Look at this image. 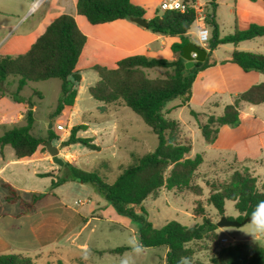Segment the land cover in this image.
Listing matches in <instances>:
<instances>
[{
  "label": "trees",
  "instance_id": "trees-1",
  "mask_svg": "<svg viewBox=\"0 0 264 264\" xmlns=\"http://www.w3.org/2000/svg\"><path fill=\"white\" fill-rule=\"evenodd\" d=\"M215 0H209L210 12H206L202 26L209 30V39L204 45L208 56L204 62H195L191 69L186 70L181 58V49L191 41L188 34L193 25L196 12L190 0H184V12L157 11L155 16L147 21L146 29L152 33L176 36L179 43L171 46L175 59H150L142 55L123 58L116 63V68L107 69L95 65L93 71L98 81L87 90L89 96L105 107L119 105L128 108L156 136L157 146L153 152L136 157L123 167L112 184L105 182L97 173L86 172L64 163L69 173V180L90 185L108 201L119 215L140 222L138 242L143 248L166 249L164 264H201L194 257V250L188 246L193 242L208 239L202 234L205 226L212 234L211 240H216L214 231L216 224H211L206 217L201 201H196L192 215L201 219V225L187 227L177 221H169L161 228H155L146 220V211L142 204L147 199H155L161 189L190 190L196 197L201 196V188L192 186L194 175L203 162L201 154L190 156L191 141L180 134L178 123L168 118L169 110L166 104L179 99L175 108L188 107L192 94V85L197 75L212 67L216 62L211 58L212 52L221 45H234L255 38H264V27L251 24L246 30H235L232 34L220 37L214 21ZM76 13L85 18L90 25H100L117 20H128L129 17L144 18L145 10L133 5L130 0H77ZM86 43V36L77 27L74 18L68 14H60L54 18L43 32L36 36L28 50L19 55H0V82L9 77H18L17 91L27 82L59 80L60 96L50 118L62 113L74 105L77 95V85L81 81L76 64ZM198 46V45H197ZM200 47V46H199ZM231 63L243 72H257L264 75V55L233 49L229 57L221 63ZM162 69L164 72L157 77H150L146 70ZM16 101L15 98H13ZM242 103L256 106L264 104V81L250 86L237 94L230 104L223 107L221 115L203 114L204 121H197L205 144L215 142L219 129L223 126L236 128L240 124L239 111ZM32 110L25 114V125L5 131L0 136V148L9 146L17 160L29 158L37 150H43L46 142L57 138L52 129L47 130L46 139L36 138L31 133L33 124ZM195 120L199 113L189 110ZM86 125H76L70 128L68 138L63 146L79 144L90 151H99L92 144L91 138L79 137L77 133L85 131ZM41 177H51L42 174ZM65 179L51 182L53 188L62 185ZM8 203L19 201L24 204L16 191L8 184L4 185ZM43 194H33L29 208H34ZM234 203V209L239 214L235 219L241 222L245 217L258 215L264 217V186L257 187L256 179L248 173L234 172L227 182L211 185L206 203L219 216H223L224 202ZM138 206L140 213L134 212ZM232 220L231 218H228ZM128 247H117L110 254L121 255ZM211 264H264V247L257 242H237L221 247L211 258ZM0 264H34L29 257L21 254H0ZM57 264H60L59 262Z\"/></svg>",
  "mask_w": 264,
  "mask_h": 264
},
{
  "label": "rangeland",
  "instance_id": "rangeland-1",
  "mask_svg": "<svg viewBox=\"0 0 264 264\" xmlns=\"http://www.w3.org/2000/svg\"><path fill=\"white\" fill-rule=\"evenodd\" d=\"M23 4L24 0H0V54H20L27 45V35L37 13L33 11L24 16ZM191 31H195L194 25ZM254 42L257 41L245 44L254 49L257 46ZM246 45H242L243 49ZM217 55L224 56V50L218 51ZM154 70L158 69L150 70V77H154ZM18 79L9 77L8 85L0 90V136L7 130L25 125V120L19 119L17 113L20 107H26L33 111L30 133L34 137L45 140L51 121L52 131L57 136L51 144L59 149L58 157L77 169L97 173L108 184H112L123 167L134 158L153 152L157 146L156 136L128 108L109 105L101 109L104 106L89 96L87 87L98 81L92 70L83 74L74 108H67L54 118L50 115L60 96L59 80L27 82L17 91ZM225 101L222 96L219 106L207 104L205 108L189 104L170 111L167 116L178 123L180 134L190 139L191 157L203 156L192 180V186L201 188V196L196 197L186 189H161L157 198L145 200L142 206L147 214L146 220L155 228L172 220L187 227L201 225V219L192 215L194 203L198 200L210 223L216 224L221 216L206 203L210 186L227 182L234 172L248 173L256 179L259 189L264 186V144L258 137L240 140L229 149H211L202 139L197 121H204L203 114L221 115ZM178 102L179 99H175L166 106ZM248 107L246 105L243 111ZM251 108L257 121L264 123V105ZM189 110L199 113L197 120L190 116ZM57 124L62 125L65 132L56 131ZM82 124L97 129L96 143L92 141V144H97L99 151H90L79 144L62 145L70 128ZM106 126L107 130L103 131L102 127ZM244 128L248 130L250 125L245 123ZM77 136L90 137L83 131ZM41 152L48 154L45 148ZM25 161L17 160L9 146L0 149V254H21L34 264H120L125 257H131L134 264H164V247L143 248L136 254L134 249L139 244L140 222L117 214L90 185L70 181L64 164L58 166L52 162L51 165L36 159ZM53 169L56 172L50 174L52 177L37 176V173H50ZM57 179H65V182L53 188L51 182ZM5 184L16 191L24 204L4 200L7 195ZM33 194H43L44 197L35 203L33 209L22 214L24 208H29ZM224 209L226 218L235 220L239 216L231 201L224 202ZM133 210L140 213L138 206ZM203 231L208 239L188 244L194 250L193 258L201 264H211V258L221 247L237 242H257L264 247V234H253L250 222L239 227L217 228L215 241H209L212 234L208 232V226ZM222 239L226 242L222 243ZM117 247H128L129 250L121 255L110 254V250Z\"/></svg>",
  "mask_w": 264,
  "mask_h": 264
},
{
  "label": "crops",
  "instance_id": "crops-1",
  "mask_svg": "<svg viewBox=\"0 0 264 264\" xmlns=\"http://www.w3.org/2000/svg\"><path fill=\"white\" fill-rule=\"evenodd\" d=\"M37 1H40V3L33 9V6ZM130 1L133 5L139 6L145 10V16L143 19L148 21L155 16L157 11H159V5L167 0ZM179 1L183 2L184 0ZM190 1L192 2L191 5L194 8H201L204 16L206 12H210L208 7L209 0ZM76 2L77 0H24L23 15L25 16L35 11L34 14L37 13V16L34 18L31 30L27 35V45L24 46L22 53H20H25L34 38L40 35L46 25H48L60 14H68L74 18L77 27L86 36V43L76 64V70L80 73L81 81L76 87L77 95L74 105L71 108H74L76 105L84 72L89 70L93 71L92 67L95 65L105 67L107 69H114L116 68V63L119 60L134 55H142L150 59H165L168 61L175 59V54L171 51V46L174 43L180 42L178 37L152 33L146 28L139 27L128 20H117L100 25H90L84 17L77 15ZM214 4V21L218 27L220 37L232 34L235 30H246L251 24L264 27V0H215ZM34 14L31 17H33ZM193 25L195 26V31H191L190 28L188 34L191 38L190 42L197 45V30L202 26V22L194 21ZM253 41H257L254 42L257 45L254 49L245 44L252 43ZM242 45H246V47L243 49ZM233 49L264 55V38H255L249 41H243L238 43L236 46H218L211 54V58L216 62V64L203 70L197 75L192 85V94L189 104L194 103L201 108H205L207 104L219 106V102L222 96H224L227 100L225 101V104L227 105L232 102L233 98L237 94L247 90L254 84L264 81V75L257 72H243L234 64L227 62L221 63V61H224L229 57ZM220 50H224V56L217 55ZM150 70H146V73L149 76ZM154 71H156L154 77L160 76L164 72L162 69ZM7 79L0 82L1 91L8 85ZM88 88L89 87H87V90ZM178 104L179 102L167 105L165 109L173 112L177 109L175 107ZM246 105L249 106L248 110L243 111ZM116 106L117 105H115V107ZM112 107H114V105ZM251 107L254 106L242 103L239 111V126L236 128H229L227 126L221 127L215 142L209 145V147L211 149H229L240 140L244 141L249 137H258L260 139V143L264 144V139H262L264 138V135H261L264 134V123L257 121V117L251 113ZM27 111L28 109H26V107H20L17 117L25 120V114ZM2 119L3 117H1V120ZM245 123L250 125L248 130L244 128ZM102 128L103 131L104 129L107 130V126L106 128ZM84 133H89L90 137L93 138L92 141L96 143V135L98 134L97 129L86 126ZM0 149L3 150V147ZM35 159L37 161H47L49 164L53 165L48 154H42L40 149L37 150L33 156L22 160H26L25 162H27ZM1 170L2 168L0 171ZM55 172L56 170L53 169L48 174H54ZM41 175L42 174L37 173V176L41 177Z\"/></svg>",
  "mask_w": 264,
  "mask_h": 264
},
{
  "label": "water",
  "instance_id": "water-1",
  "mask_svg": "<svg viewBox=\"0 0 264 264\" xmlns=\"http://www.w3.org/2000/svg\"><path fill=\"white\" fill-rule=\"evenodd\" d=\"M128 21L142 28L147 27V21L143 18L138 17H129ZM181 58L184 60V67L186 70L191 69L194 66L195 62H204L207 58V50L203 47H199L196 44L189 42L184 45L181 49ZM31 108V107H30ZM52 128L51 121L49 122L48 129ZM45 150L51 158V161L58 165L63 166L64 162L61 158L58 157V148L53 146L51 142L45 143ZM253 218H259L258 215H252L249 217H245L241 222L236 220H229L224 216H221L216 223L217 228H225V227H239L245 223L251 222ZM204 231L202 232V234Z\"/></svg>",
  "mask_w": 264,
  "mask_h": 264
},
{
  "label": "built area",
  "instance_id": "built-area-1",
  "mask_svg": "<svg viewBox=\"0 0 264 264\" xmlns=\"http://www.w3.org/2000/svg\"><path fill=\"white\" fill-rule=\"evenodd\" d=\"M40 3V1L35 2L33 9L36 8L38 6V4ZM193 7V6H192ZM194 8V7H193ZM186 9V5L179 0H167L162 2L159 5V11L160 12H164V11H178V12H184V10ZM195 12H196V18L195 21L197 22H202L204 19V15L202 13V10L200 7L194 8ZM209 39V30L207 27L201 26L199 27V29L197 30V42L204 46L207 41ZM55 130L59 131V132H65V128L62 125H56L55 126ZM222 243H225L226 240L222 239L221 240Z\"/></svg>",
  "mask_w": 264,
  "mask_h": 264
},
{
  "label": "clouds",
  "instance_id": "clouds-1",
  "mask_svg": "<svg viewBox=\"0 0 264 264\" xmlns=\"http://www.w3.org/2000/svg\"><path fill=\"white\" fill-rule=\"evenodd\" d=\"M252 225V233H260L264 234V217L261 218H253V220L250 222ZM143 249L142 245H137V247L134 249V252L136 254H139ZM120 264H134L131 257H125L121 260ZM181 264H185V261L182 259Z\"/></svg>",
  "mask_w": 264,
  "mask_h": 264
}]
</instances>
